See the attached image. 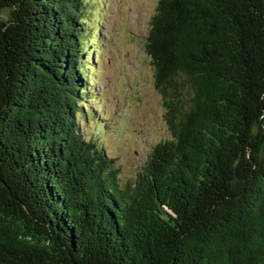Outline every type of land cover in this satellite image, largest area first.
I'll list each match as a JSON object with an SVG mask.
<instances>
[{
	"label": "trees",
	"instance_id": "1",
	"mask_svg": "<svg viewBox=\"0 0 264 264\" xmlns=\"http://www.w3.org/2000/svg\"><path fill=\"white\" fill-rule=\"evenodd\" d=\"M92 5L0 0V264H264V0H157L169 136L123 182L84 129Z\"/></svg>",
	"mask_w": 264,
	"mask_h": 264
},
{
	"label": "rangeland",
	"instance_id": "2",
	"mask_svg": "<svg viewBox=\"0 0 264 264\" xmlns=\"http://www.w3.org/2000/svg\"><path fill=\"white\" fill-rule=\"evenodd\" d=\"M98 1L92 0V8L103 11ZM156 4L157 0H122L115 4L110 19L108 11L103 17L106 35L93 51H100L99 65L92 64L93 73L101 70L98 76L105 92L100 101L106 97L103 116L107 127L100 138L114 157L122 182L133 178L152 146L169 136L163 97L154 86L153 69L143 49ZM89 12L94 15L93 10ZM96 32L94 28L91 33ZM92 86L100 89L97 83ZM92 121L89 119L84 127L86 134L98 128Z\"/></svg>",
	"mask_w": 264,
	"mask_h": 264
}]
</instances>
